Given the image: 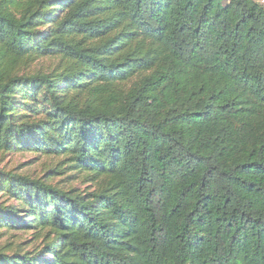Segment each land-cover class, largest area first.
Masks as SVG:
<instances>
[{"label":"trees","instance_id":"1","mask_svg":"<svg viewBox=\"0 0 264 264\" xmlns=\"http://www.w3.org/2000/svg\"><path fill=\"white\" fill-rule=\"evenodd\" d=\"M15 153L90 188L0 169V264H264V4L0 0Z\"/></svg>","mask_w":264,"mask_h":264},{"label":"rangeland","instance_id":"2","mask_svg":"<svg viewBox=\"0 0 264 264\" xmlns=\"http://www.w3.org/2000/svg\"><path fill=\"white\" fill-rule=\"evenodd\" d=\"M260 5L264 4V0H255ZM50 61H41L31 67V71L38 72L40 70H48L50 66ZM60 162L59 159L54 158H43L37 154L31 153H15V154H6L0 158V169H4L7 172H12L15 174L25 175L31 179H45V181L57 185L59 188H74L75 190H86L90 186L80 178L64 181L65 177L68 174L65 172L63 176H55L52 179L47 177L50 170ZM14 202H7L6 205H10ZM30 240V235L26 233H21L19 231L9 232L5 235H0V244L7 243H18L22 242L25 245H28L27 242ZM26 247V246H25Z\"/></svg>","mask_w":264,"mask_h":264}]
</instances>
